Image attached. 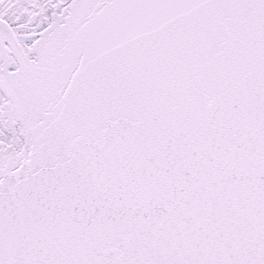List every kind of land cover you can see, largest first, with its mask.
<instances>
[{
	"label": "snow or ice",
	"instance_id": "snow-or-ice-1",
	"mask_svg": "<svg viewBox=\"0 0 264 264\" xmlns=\"http://www.w3.org/2000/svg\"><path fill=\"white\" fill-rule=\"evenodd\" d=\"M0 264H264V0H0Z\"/></svg>",
	"mask_w": 264,
	"mask_h": 264
}]
</instances>
